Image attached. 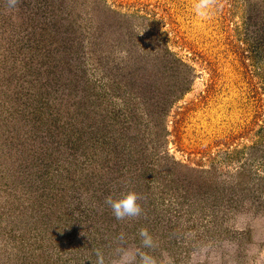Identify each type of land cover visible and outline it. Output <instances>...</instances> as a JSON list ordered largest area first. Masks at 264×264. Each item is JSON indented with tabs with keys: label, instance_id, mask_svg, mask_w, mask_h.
<instances>
[{
	"label": "rangeland",
	"instance_id": "1",
	"mask_svg": "<svg viewBox=\"0 0 264 264\" xmlns=\"http://www.w3.org/2000/svg\"><path fill=\"white\" fill-rule=\"evenodd\" d=\"M89 1L65 0L61 8L73 12L83 36L95 37V24L112 22L115 29L99 26V38L116 62L150 56V28L192 69L188 91L168 113L169 154L146 156L152 152L146 137L144 156L137 152L134 159L156 169L159 180L105 185L102 179L117 173L91 171L68 151L65 100L56 98L62 106L52 115L53 98L66 94V73L59 81L49 64L37 68L49 40L45 34L36 39V15L25 19L1 7L0 264H94V249L108 264L120 233L123 246L139 247L141 228L158 242L152 254L166 251L175 264H264V206L253 204L246 191L264 186V0H219L212 18L202 23L194 0H97L98 8L90 10ZM22 4L30 9L28 0ZM30 4L37 7L34 0ZM104 6L122 17L106 14ZM88 67L99 80V72ZM158 78L165 90V84L177 85L189 75ZM142 101L143 95H135L131 102L140 108ZM102 191L105 197L115 192L114 199L135 191L143 214L117 221Z\"/></svg>",
	"mask_w": 264,
	"mask_h": 264
},
{
	"label": "trees",
	"instance_id": "2",
	"mask_svg": "<svg viewBox=\"0 0 264 264\" xmlns=\"http://www.w3.org/2000/svg\"><path fill=\"white\" fill-rule=\"evenodd\" d=\"M28 1L30 9L25 10L24 4L18 5L16 13L25 19L36 15V20L31 21L38 24L36 39L42 40L46 36L49 40L41 46L45 47V51L38 55L37 68L41 70V64L44 62L49 64L56 70L59 81L60 75L66 73L64 79L67 86L66 94L64 97H54L53 105L50 103V106L55 107L52 108V115L57 116L62 104H59L56 98L65 100L64 107L67 106L65 113L68 117L62 127L68 125L63 138L68 151L76 157L79 154L81 162L91 171L106 169L112 174L117 173L116 178H112L113 175L107 180L103 178L102 182L105 185L113 182L115 186L118 184L119 187L123 185L129 187L133 183L138 184V179H146L145 186H148L152 178L155 180L157 177L156 169L150 168L147 164L143 167V164L137 165L134 156L137 152L144 156L148 145L145 141L146 137L150 139L151 146L148 148L152 151L151 154H145L146 156H152L156 160L169 154L166 150L169 136L167 117L174 102L186 93L191 85L192 69L189 64L169 48L159 33L150 28L147 30L146 46L150 49L151 57L146 55L133 59V62L130 58L122 59L124 63L116 62L115 57H110L103 50L102 45L106 42L104 38H99V34L102 33L99 26L101 29L104 27L115 29L112 22L102 21L100 24H95L92 34L95 37L91 38L88 32L84 36L76 32L78 27L76 28L75 21L71 20L73 12L61 8L65 0H34L37 7L30 4L31 0ZM5 6L6 0H0V8ZM86 7L89 10L93 7L98 8L97 0L89 1ZM102 8L103 12L111 17L119 16L118 12L110 7ZM261 19L264 40V14ZM128 25L129 22L127 28ZM129 31L130 29L128 33ZM130 34L137 36L133 29ZM111 62L113 63L110 64ZM89 65L93 68L92 71L94 70L93 74L99 72L97 73L100 76L99 80L91 76ZM104 67H108V71ZM79 68L82 73L80 77L76 75ZM175 72H183L189 75V78L181 80L177 85L165 84L167 88L160 89V84L163 83L158 77L161 76L168 81V77ZM48 82L52 83V78ZM56 84L57 81L54 86ZM135 95H143L142 102L145 103L140 108L131 102ZM54 120L61 122L57 117ZM140 160L143 163V158ZM166 162L169 160L167 159ZM172 163L181 165L176 161ZM188 170L192 169L188 168ZM92 177L95 175L92 174ZM156 180L159 178L157 177ZM96 182L98 181L92 183ZM259 189L246 187V191L251 194L252 203L264 206V186H259ZM93 193L98 198L97 189ZM102 194L104 199V191ZM110 195H115V192ZM235 202L233 200L231 205Z\"/></svg>",
	"mask_w": 264,
	"mask_h": 264
},
{
	"label": "clouds",
	"instance_id": "3",
	"mask_svg": "<svg viewBox=\"0 0 264 264\" xmlns=\"http://www.w3.org/2000/svg\"><path fill=\"white\" fill-rule=\"evenodd\" d=\"M19 3L20 0H6L7 10L9 12L18 10ZM219 6V0H194V15L202 23L210 20ZM145 29L138 34L143 35ZM140 199L138 193L128 191L118 199H114L111 195L106 196L104 203L110 208L117 221H124L125 219L138 218L143 214V209L139 203ZM138 236L140 238L139 247H125L123 246L125 234L120 233L116 238L120 246L115 249L114 257L108 261V264H175L174 258L166 251H161L159 257L152 254L159 245L147 228L139 229ZM93 251L96 257L94 264H106L104 253L100 249Z\"/></svg>",
	"mask_w": 264,
	"mask_h": 264
}]
</instances>
